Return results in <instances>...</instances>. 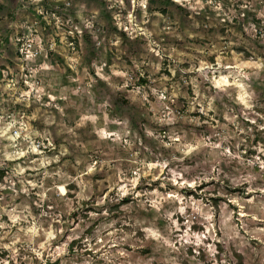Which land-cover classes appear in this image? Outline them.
<instances>
[{
	"label": "rangeland",
	"instance_id": "374dc122",
	"mask_svg": "<svg viewBox=\"0 0 264 264\" xmlns=\"http://www.w3.org/2000/svg\"><path fill=\"white\" fill-rule=\"evenodd\" d=\"M0 264H264V0H0Z\"/></svg>",
	"mask_w": 264,
	"mask_h": 264
},
{
	"label": "trees",
	"instance_id": "16d2710c",
	"mask_svg": "<svg viewBox=\"0 0 264 264\" xmlns=\"http://www.w3.org/2000/svg\"><path fill=\"white\" fill-rule=\"evenodd\" d=\"M124 200H126V199H124Z\"/></svg>",
	"mask_w": 264,
	"mask_h": 264
}]
</instances>
